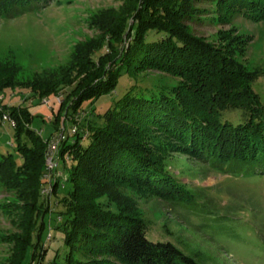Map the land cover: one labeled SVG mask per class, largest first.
I'll list each match as a JSON object with an SVG mask.
<instances>
[{"label": "rangeland", "instance_id": "1", "mask_svg": "<svg viewBox=\"0 0 264 264\" xmlns=\"http://www.w3.org/2000/svg\"><path fill=\"white\" fill-rule=\"evenodd\" d=\"M136 3L51 0L43 8L0 17V59L15 74L14 85L0 90V264L65 263V218L70 212L74 162L65 147L77 138L87 140L90 127L102 126L100 116L131 87L159 91L178 83V78L157 71L124 76L113 92L85 101L76 112L77 84L88 70L97 71L100 58L120 48L116 40L133 19ZM195 6L196 17L184 20L188 32L216 48H227L247 73L254 74L253 89L264 108V18L253 19L241 9L220 8L208 0ZM78 50H82L79 55ZM42 83L57 88L58 94L35 92ZM13 114L23 116V130L34 132L36 149L29 152L33 159L29 165L22 164L21 157L33 140L23 134L18 143ZM243 120L240 110L223 114V121L234 125ZM147 133L161 151L158 155L165 159L167 171L193 197L191 203L166 202L132 185L110 187L105 192L115 194L117 201L105 195L98 202L112 210L115 203H130L148 222L151 240L171 242L199 264H264V168L200 163L155 129ZM39 136L42 141H37ZM38 154L44 159V185L36 178ZM32 248L35 258L23 262Z\"/></svg>", "mask_w": 264, "mask_h": 264}, {"label": "trees", "instance_id": "2", "mask_svg": "<svg viewBox=\"0 0 264 264\" xmlns=\"http://www.w3.org/2000/svg\"><path fill=\"white\" fill-rule=\"evenodd\" d=\"M50 1L0 0V17L12 18L43 8ZM199 1L136 0L133 19L126 22L116 40L120 48L100 58L97 71L92 74L88 70L77 84L76 112L85 101L113 92L124 76L136 78L157 71L179 79L172 88L159 91L131 87L100 116L102 126L90 127L87 140L77 138L65 147L74 162L63 264H199L173 243L151 240L148 222L130 203H115L116 210H112L98 202L105 195L117 201L115 194L105 192L110 187L132 185L148 189L166 202L191 203L189 191L167 171L165 159L158 155L161 151L148 140L150 129L171 139L176 148L189 152L200 163L264 168V108L253 89L255 75L247 73L227 48H216L188 32L184 20L196 17ZM208 1L220 8L241 9L253 19L264 18V0ZM14 78L13 70L0 59V90L13 86ZM34 89L42 96L59 92L43 83ZM236 110L242 112L243 122L223 121L224 113ZM13 115L18 143L23 134L32 141L33 130L21 126L23 116ZM34 147L33 140L24 154L18 145L22 164L33 160L28 155ZM35 159L36 178L44 185L42 154ZM47 215L41 220L40 237L47 227ZM28 253L23 262L35 258L34 250Z\"/></svg>", "mask_w": 264, "mask_h": 264}]
</instances>
